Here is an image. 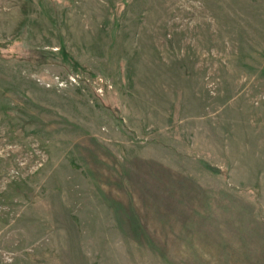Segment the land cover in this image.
Listing matches in <instances>:
<instances>
[{"label":"rangeland","instance_id":"obj_1","mask_svg":"<svg viewBox=\"0 0 264 264\" xmlns=\"http://www.w3.org/2000/svg\"><path fill=\"white\" fill-rule=\"evenodd\" d=\"M0 264H264V0H0Z\"/></svg>","mask_w":264,"mask_h":264},{"label":"crops","instance_id":"obj_2","mask_svg":"<svg viewBox=\"0 0 264 264\" xmlns=\"http://www.w3.org/2000/svg\"><path fill=\"white\" fill-rule=\"evenodd\" d=\"M245 246V245H244Z\"/></svg>","mask_w":264,"mask_h":264}]
</instances>
